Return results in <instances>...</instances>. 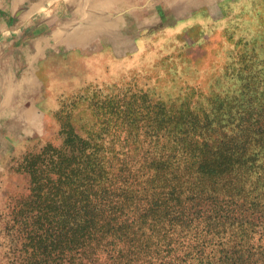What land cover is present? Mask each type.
Wrapping results in <instances>:
<instances>
[{
    "label": "rangeland",
    "instance_id": "374dc122",
    "mask_svg": "<svg viewBox=\"0 0 264 264\" xmlns=\"http://www.w3.org/2000/svg\"><path fill=\"white\" fill-rule=\"evenodd\" d=\"M243 57L264 60V0H0V245L6 216L29 195V154L62 146L73 131L129 155L143 145L147 136L117 110L147 104L209 117L203 128L181 117L175 136L161 133L159 148L174 145L178 160L189 142L212 153L237 138L232 68ZM224 225L210 236L212 264H264V221Z\"/></svg>",
    "mask_w": 264,
    "mask_h": 264
},
{
    "label": "trees",
    "instance_id": "16d2710c",
    "mask_svg": "<svg viewBox=\"0 0 264 264\" xmlns=\"http://www.w3.org/2000/svg\"><path fill=\"white\" fill-rule=\"evenodd\" d=\"M245 58L232 68L239 136L212 153L189 142L178 160L174 145L159 148L181 117L202 128L214 122L146 104L117 110L132 133L147 136L132 155L74 131L62 146L29 154L21 167L29 195L3 223L0 264H212L210 236L225 233L226 221H264V60ZM141 122L155 124L144 132Z\"/></svg>",
    "mask_w": 264,
    "mask_h": 264
}]
</instances>
